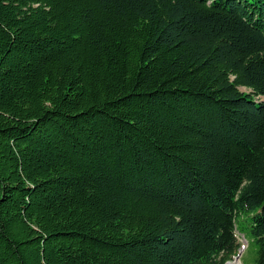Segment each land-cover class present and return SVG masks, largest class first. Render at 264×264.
I'll list each match as a JSON object with an SVG mask.
<instances>
[{
	"label": "trees",
	"instance_id": "obj_1",
	"mask_svg": "<svg viewBox=\"0 0 264 264\" xmlns=\"http://www.w3.org/2000/svg\"><path fill=\"white\" fill-rule=\"evenodd\" d=\"M241 235L264 264V0H0V264H228Z\"/></svg>",
	"mask_w": 264,
	"mask_h": 264
},
{
	"label": "rangeland",
	"instance_id": "obj_2",
	"mask_svg": "<svg viewBox=\"0 0 264 264\" xmlns=\"http://www.w3.org/2000/svg\"><path fill=\"white\" fill-rule=\"evenodd\" d=\"M242 89L245 90V88ZM241 239L244 244L242 256L239 260L231 261L228 264H256V246L252 245L243 235H241Z\"/></svg>",
	"mask_w": 264,
	"mask_h": 264
},
{
	"label": "water",
	"instance_id": "obj_3",
	"mask_svg": "<svg viewBox=\"0 0 264 264\" xmlns=\"http://www.w3.org/2000/svg\"><path fill=\"white\" fill-rule=\"evenodd\" d=\"M243 254V247L241 248V250L239 251L238 255L234 258V261L235 260H239V258L242 256Z\"/></svg>",
	"mask_w": 264,
	"mask_h": 264
}]
</instances>
